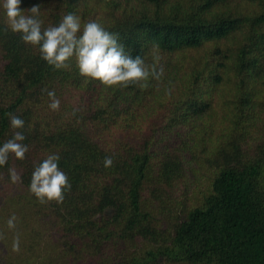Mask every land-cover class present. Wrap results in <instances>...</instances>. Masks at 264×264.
<instances>
[{
	"label": "trees",
	"instance_id": "16d2710c",
	"mask_svg": "<svg viewBox=\"0 0 264 264\" xmlns=\"http://www.w3.org/2000/svg\"><path fill=\"white\" fill-rule=\"evenodd\" d=\"M34 4L42 30L68 13L82 27L95 20L159 78L106 87L82 77L74 57L55 70L0 7V146L16 131L13 113L29 149L0 167V264H264V0H20V9ZM50 154L71 189L41 204L29 186Z\"/></svg>",
	"mask_w": 264,
	"mask_h": 264
},
{
	"label": "clouds",
	"instance_id": "9594fccd",
	"mask_svg": "<svg viewBox=\"0 0 264 264\" xmlns=\"http://www.w3.org/2000/svg\"><path fill=\"white\" fill-rule=\"evenodd\" d=\"M0 7L5 11L8 29L19 33L25 44L38 46L41 59L55 70L69 68L68 62L74 57L82 77L97 80L106 87H146L144 82L150 75L159 78L155 74V68L150 73L140 55L133 57L126 50L118 33L107 31L95 20L84 23L82 27L79 16L68 13L58 26L42 30L43 22L39 19L40 4H34L28 10L22 11L20 0H0ZM43 91H46L50 98L49 109L58 111L60 101L56 98L55 90ZM8 116L11 128L16 131L13 132L12 138L0 146V167L7 164L10 154H14L18 160H23L29 150L28 146L22 143L26 139L25 135L19 131L24 128L25 121L13 113H8ZM59 161L58 154H50L35 166L32 172L29 191L41 204L49 201L63 203L64 191L71 189L68 176L59 168ZM112 164V157H105L104 166L107 168ZM9 178L16 183L20 180V175L14 168H10ZM16 220L15 214L7 220L10 230L15 229ZM12 250H20L19 234L13 238Z\"/></svg>",
	"mask_w": 264,
	"mask_h": 264
}]
</instances>
